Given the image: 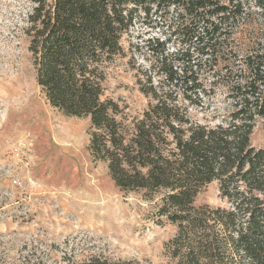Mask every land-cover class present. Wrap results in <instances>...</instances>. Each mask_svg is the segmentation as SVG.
Here are the masks:
<instances>
[{"label": "trees", "instance_id": "obj_1", "mask_svg": "<svg viewBox=\"0 0 264 264\" xmlns=\"http://www.w3.org/2000/svg\"><path fill=\"white\" fill-rule=\"evenodd\" d=\"M29 50L50 104L90 122V150L115 184L175 225L174 264H264V0H29ZM142 15L144 46L131 122L106 95L122 40ZM223 106V107H222ZM216 182L225 205L196 204ZM68 264H136L90 254Z\"/></svg>", "mask_w": 264, "mask_h": 264}, {"label": "rangeland", "instance_id": "obj_2", "mask_svg": "<svg viewBox=\"0 0 264 264\" xmlns=\"http://www.w3.org/2000/svg\"><path fill=\"white\" fill-rule=\"evenodd\" d=\"M31 10L29 0H0V264H68L100 253L174 264L168 242L177 227L159 222L142 192L115 184L107 163L91 153L89 119L54 108L38 85L25 30ZM158 35L141 15L109 69L106 95L127 122L147 107L137 78L148 64L144 44ZM251 141L264 146L263 121ZM196 204L225 205L216 182Z\"/></svg>", "mask_w": 264, "mask_h": 264}, {"label": "bare ground", "instance_id": "obj_3", "mask_svg": "<svg viewBox=\"0 0 264 264\" xmlns=\"http://www.w3.org/2000/svg\"><path fill=\"white\" fill-rule=\"evenodd\" d=\"M106 204V203H105ZM101 205V204H100ZM107 205V204H106ZM102 206V205H101ZM105 206V205H104ZM109 208V207H108ZM99 211V210H98ZM107 211V210H106ZM108 213H109V211H108ZM111 214H112V212H110ZM110 215V214H109ZM111 216V215H110ZM110 218H113V219H116V218H114V217H110ZM109 221H111V220H109ZM115 222V221H114Z\"/></svg>", "mask_w": 264, "mask_h": 264}]
</instances>
